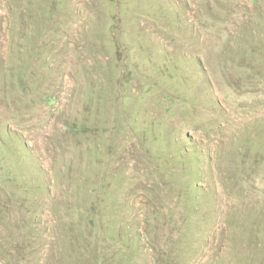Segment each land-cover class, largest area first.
<instances>
[{"label": "rangeland", "instance_id": "1", "mask_svg": "<svg viewBox=\"0 0 264 264\" xmlns=\"http://www.w3.org/2000/svg\"><path fill=\"white\" fill-rule=\"evenodd\" d=\"M0 264H264V0H0Z\"/></svg>", "mask_w": 264, "mask_h": 264}, {"label": "trees", "instance_id": "2", "mask_svg": "<svg viewBox=\"0 0 264 264\" xmlns=\"http://www.w3.org/2000/svg\"><path fill=\"white\" fill-rule=\"evenodd\" d=\"M93 204H97V202H94ZM92 210H95L94 206H93ZM88 222L91 223V226L93 227V229H95V231L93 232V234L91 236H92L93 241H95L97 243L98 240L102 237V235H104V233H102V231H101V226L99 225V220L97 218H93L92 216H89Z\"/></svg>", "mask_w": 264, "mask_h": 264}]
</instances>
